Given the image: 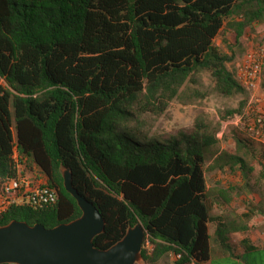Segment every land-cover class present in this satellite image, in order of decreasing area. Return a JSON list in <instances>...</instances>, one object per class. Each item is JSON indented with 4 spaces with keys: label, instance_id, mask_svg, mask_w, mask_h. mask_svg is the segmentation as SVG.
Wrapping results in <instances>:
<instances>
[{
    "label": "trees",
    "instance_id": "1",
    "mask_svg": "<svg viewBox=\"0 0 264 264\" xmlns=\"http://www.w3.org/2000/svg\"><path fill=\"white\" fill-rule=\"evenodd\" d=\"M255 24L264 26V0H0V176L16 175L17 148L58 194L46 209H9L0 226L80 217L66 166L106 220L100 249L141 223L144 264H264V249L232 238L250 215L227 212L230 189L209 187L206 173L212 161L210 170L237 173L264 196V145L234 128L237 152L213 150L219 140L204 120L166 137L145 127L173 100L203 98L193 87L203 71L218 95L247 96L229 64ZM222 33L230 53L215 45ZM253 207L264 215V204Z\"/></svg>",
    "mask_w": 264,
    "mask_h": 264
},
{
    "label": "rangeland",
    "instance_id": "2",
    "mask_svg": "<svg viewBox=\"0 0 264 264\" xmlns=\"http://www.w3.org/2000/svg\"><path fill=\"white\" fill-rule=\"evenodd\" d=\"M223 34L215 40V45L221 48L224 52L230 53L229 45H234L233 38L228 39V43L223 42ZM264 36V26L261 24H255L249 33V36L243 39L242 45L235 47V60L229 64V69L233 70L234 65L241 61L247 51H249L254 45L258 44ZM228 37V36H227ZM198 77L200 78V84L193 85L195 89H198L200 93L204 94L203 98H196L193 103H183L178 99L173 100L168 106L167 110L161 116L148 115L145 118V127L150 130V134L159 137H166L170 134H175L180 130H186L191 133L195 130L198 120H204L212 129L216 132V136L219 140L218 145L213 149L218 152L227 151L229 153H236L237 146L234 139V128L243 133L244 137L251 138L257 149H260L264 145V133L263 135H257L249 129L253 125V121L260 114L264 113V72L261 82L260 92L258 96L254 97L250 92L247 96L236 95L233 97H223L218 95L214 90V82L209 72L203 71ZM192 98V96L190 97ZM185 101H190L189 97L184 98ZM242 103L244 106H242ZM242 108V109H241ZM241 109V112L236 113L233 117L228 116L229 110ZM236 116H242L239 120V126L229 124L224 133L220 136L219 133L222 130L223 124L227 123L229 119H233ZM210 161L208 165H211ZM206 167L208 186L215 187L216 184H222L228 187L231 191L230 196L232 200L230 202L231 208H227V212L234 213L235 215H250V218L243 217L247 221V225L255 223L259 225L264 232V215H260V212L255 213L253 205L264 204V196L262 192L256 187L254 188V195L250 194L246 190V180H244L237 173L230 171L210 170ZM248 201V202H247ZM251 202L253 205L249 204ZM217 213L219 210H215ZM225 213V208H223Z\"/></svg>",
    "mask_w": 264,
    "mask_h": 264
},
{
    "label": "water",
    "instance_id": "3",
    "mask_svg": "<svg viewBox=\"0 0 264 264\" xmlns=\"http://www.w3.org/2000/svg\"><path fill=\"white\" fill-rule=\"evenodd\" d=\"M60 171L81 216L52 228L16 220L0 226V264H144L146 231L142 224L130 227L109 248L96 247L94 240L104 233L106 220L75 188L71 169L61 166Z\"/></svg>",
    "mask_w": 264,
    "mask_h": 264
},
{
    "label": "built area",
    "instance_id": "4",
    "mask_svg": "<svg viewBox=\"0 0 264 264\" xmlns=\"http://www.w3.org/2000/svg\"><path fill=\"white\" fill-rule=\"evenodd\" d=\"M235 79L252 94L253 98L261 89L264 72V36L234 65L232 70ZM242 116H236L223 124L221 136L229 124L239 126ZM253 133H264V113L260 114L249 127ZM16 165V175L3 178L0 176V216L13 207H28L33 210H42L54 206L58 202L57 191L49 187L47 179L41 173H30L26 170L23 159L17 148L13 152Z\"/></svg>",
    "mask_w": 264,
    "mask_h": 264
},
{
    "label": "crops",
    "instance_id": "5",
    "mask_svg": "<svg viewBox=\"0 0 264 264\" xmlns=\"http://www.w3.org/2000/svg\"><path fill=\"white\" fill-rule=\"evenodd\" d=\"M30 173H40L38 171L37 168H34L33 170H31ZM231 208V207H229ZM215 210H219L217 213H215ZM221 213V210L218 208V206H214V209L212 211V215H219ZM255 223H251L250 225H248V231L247 232H242V233H236L232 235V238L234 239L235 243H240L243 239L248 238L251 240L252 243H254L255 245H257L258 247H260L261 249H264V232L262 230V228L258 229L259 225H254ZM214 230H215V226L210 224L209 225V232L211 234V236H213L214 234ZM241 248H240V252H241ZM176 260V257L173 254L168 255L164 260V261H169L172 262Z\"/></svg>",
    "mask_w": 264,
    "mask_h": 264
}]
</instances>
